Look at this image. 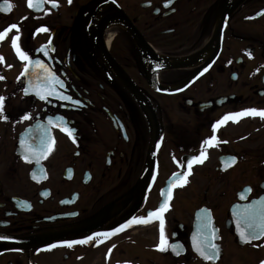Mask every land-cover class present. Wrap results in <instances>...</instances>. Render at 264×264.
<instances>
[{"label":"flooded vegetation","instance_id":"obj_1","mask_svg":"<svg viewBox=\"0 0 264 264\" xmlns=\"http://www.w3.org/2000/svg\"><path fill=\"white\" fill-rule=\"evenodd\" d=\"M9 2L0 32L18 28L0 40V264H264V236L241 242L235 215L264 198V119L213 132L226 114L264 110V0ZM36 60L72 101L36 94ZM45 129L52 150L26 161L21 141L38 147ZM202 146L207 158L184 176ZM165 200V237L180 255L158 249L155 217L115 232ZM201 208L218 260L193 247Z\"/></svg>","mask_w":264,"mask_h":264},{"label":"snow or ice","instance_id":"obj_2","mask_svg":"<svg viewBox=\"0 0 264 264\" xmlns=\"http://www.w3.org/2000/svg\"><path fill=\"white\" fill-rule=\"evenodd\" d=\"M46 0H36L34 3L33 0H28L29 7L40 8ZM53 7H58L56 0H50ZM170 2V0H169ZM71 3V0H69ZM13 5L9 2V0H3L2 5H0V10L4 12H8L12 9ZM18 26L13 24L9 27V29L5 30L4 32H0V40H3L7 35L8 31L11 29H17ZM37 31H47V29L42 28L38 29ZM19 37H15L12 41L13 47L17 49V54L20 56L22 60L28 61L29 64L25 66L24 73L29 72V65L32 64L30 57L27 55L26 52L22 51L18 45ZM50 43V41H49ZM2 59V58H0ZM35 66L42 69V84H36V94L40 96L41 99H47L49 96L53 95H60V97L65 101H72V97L68 95H63L61 93L56 92V85H60L63 87V81L60 80L56 74L51 71L46 65H44L40 60H36ZM38 79H40V73L35 74ZM2 79V77H0ZM30 87L32 86V82L29 81ZM27 91V90H26ZM4 97H0V112H3L4 108ZM75 103H79L76 101ZM259 116L264 119V110H258L255 108L252 109H245L241 112H234L226 114L221 120L217 121L215 125H213V132L215 133L216 129L225 124L226 121L232 120L233 122H238L240 118L244 116ZM7 119V117H3ZM28 117L26 116L25 119ZM48 124H53V120L50 118L48 120ZM60 126L62 130L66 131L69 136H72L73 129L67 128L63 123V118H60ZM217 137L213 135L210 139H206L203 142V145H211ZM54 144V140L48 135L47 129H45V134L40 137V143L38 147H34L33 145L27 143L26 141H21L22 147L25 149V160L30 161L34 159L37 163L41 159L47 156V154L52 150V145ZM207 158L206 150L201 148L200 155L193 156L189 161H187V172L183 175L186 176L191 173L192 165L194 162L203 163V160ZM235 157L232 158L233 162L235 161ZM35 178V173L33 174ZM174 177H181V174L176 173ZM175 180L173 183L175 184ZM186 179L184 183H186ZM183 186V185H181ZM171 187V186H170ZM251 191V189H249ZM169 198H171V192L167 194ZM169 207L168 201L165 202L155 211H152L148 214V217H133L132 220L128 221L127 224L121 225L119 228L115 229V232H120L123 228H126L129 225L134 223H148L150 220L155 217L159 220V232H160V243L157 245L158 249L161 251H167L170 247L172 251L176 255H180V252L177 250L182 245L179 244H169L168 240L165 237V220L163 217V213ZM240 208V206H237ZM237 216V231L239 233V237L241 242L247 243L252 239L257 238V236H264V198L259 200H255L252 204L244 205L242 209L235 213ZM243 225V227H242ZM111 235L110 233H95L94 236L96 237H107ZM93 236L87 237L85 240L79 241H65L63 242L65 246L72 247L75 244H85L88 241L92 240ZM216 239V230L211 226L210 221H205L201 227L198 229L197 233L192 237L193 247L195 248L196 252L199 253L201 257L205 260H216L219 258L220 255V248L219 246L214 243L213 241ZM56 245H52L51 247H55Z\"/></svg>","mask_w":264,"mask_h":264},{"label":"water","instance_id":"obj_3","mask_svg":"<svg viewBox=\"0 0 264 264\" xmlns=\"http://www.w3.org/2000/svg\"><path fill=\"white\" fill-rule=\"evenodd\" d=\"M169 189L171 190V187H169ZM206 211L208 212V210H206L205 208H202V209H200V210H198V211L196 212V223H195V227H196L197 231H198V229L201 227V225H202L206 220L209 221V219L206 218V216H205V219H203V215H205ZM207 214H208V217H209V212H208ZM219 258H220V257H219ZM219 258H218V259H219ZM218 259H216V260H218Z\"/></svg>","mask_w":264,"mask_h":264},{"label":"rangeland","instance_id":"obj_4","mask_svg":"<svg viewBox=\"0 0 264 264\" xmlns=\"http://www.w3.org/2000/svg\"><path fill=\"white\" fill-rule=\"evenodd\" d=\"M196 190H198L199 193L202 191L201 188H197ZM258 259L264 261V254L259 256ZM247 264H257V261L255 259H250V261Z\"/></svg>","mask_w":264,"mask_h":264}]
</instances>
